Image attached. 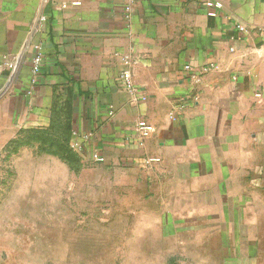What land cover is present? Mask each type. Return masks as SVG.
Returning a JSON list of instances; mask_svg holds the SVG:
<instances>
[{
    "label": "crops",
    "instance_id": "1",
    "mask_svg": "<svg viewBox=\"0 0 264 264\" xmlns=\"http://www.w3.org/2000/svg\"><path fill=\"white\" fill-rule=\"evenodd\" d=\"M219 1L213 17L205 0H0V61L20 57L0 75V152L68 106L70 147L156 204L131 214L137 247L161 248L145 264H264V0ZM139 120L154 131L133 145Z\"/></svg>",
    "mask_w": 264,
    "mask_h": 264
},
{
    "label": "rangeland",
    "instance_id": "2",
    "mask_svg": "<svg viewBox=\"0 0 264 264\" xmlns=\"http://www.w3.org/2000/svg\"><path fill=\"white\" fill-rule=\"evenodd\" d=\"M69 111L22 128L0 152V264H145L161 248L137 247L131 214L156 204L130 184L139 174L119 175L70 147Z\"/></svg>",
    "mask_w": 264,
    "mask_h": 264
},
{
    "label": "built area",
    "instance_id": "3",
    "mask_svg": "<svg viewBox=\"0 0 264 264\" xmlns=\"http://www.w3.org/2000/svg\"><path fill=\"white\" fill-rule=\"evenodd\" d=\"M204 6L207 9V13L209 16L216 17L218 16L224 7L223 3L219 0H205ZM128 10H131V7H128ZM237 30L240 33H247L248 27L238 23L236 25ZM20 62V57L5 59L3 61H0V75L3 71H10V75L15 73V69L17 68L18 63ZM42 63H43V54L41 52L40 47H37V51L34 54L32 58V72L35 75L33 79L31 80L32 89L34 88V85L37 83V77L40 71L42 70ZM125 69L122 71L118 83L120 88L125 91L126 93H129L131 97L130 104L132 106H137L139 101L143 100L144 97L140 96L137 93V88L135 85V82L133 80V71L130 66V62L128 59L124 61ZM185 69L187 71H190L192 69L191 65H186ZM32 92V90H30ZM186 99H182L181 102L177 105L179 108H183L185 106ZM110 114H113V111L110 112ZM135 131L136 135L135 137H132L130 140V143L133 145H142L143 141L154 131L153 125H151L146 120H139L135 123ZM74 135H77V133H74ZM100 160V158H98ZM158 161V159L155 158H145L142 161L143 166L151 165L154 162Z\"/></svg>",
    "mask_w": 264,
    "mask_h": 264
},
{
    "label": "trees",
    "instance_id": "4",
    "mask_svg": "<svg viewBox=\"0 0 264 264\" xmlns=\"http://www.w3.org/2000/svg\"><path fill=\"white\" fill-rule=\"evenodd\" d=\"M68 108H69V107H68ZM66 130H67L68 133H70V131H71V125H70V121H69V120H67ZM69 135H70V134H68V137L66 138V141H67V142L69 141Z\"/></svg>",
    "mask_w": 264,
    "mask_h": 264
}]
</instances>
